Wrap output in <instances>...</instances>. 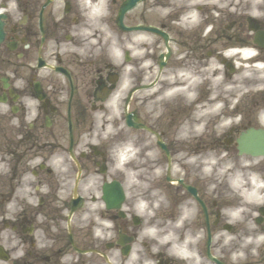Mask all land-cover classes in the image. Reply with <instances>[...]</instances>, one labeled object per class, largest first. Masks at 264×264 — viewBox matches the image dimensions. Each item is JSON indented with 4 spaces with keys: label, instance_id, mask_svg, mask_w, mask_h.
I'll return each instance as SVG.
<instances>
[{
    "label": "flooded vegetation",
    "instance_id": "1",
    "mask_svg": "<svg viewBox=\"0 0 264 264\" xmlns=\"http://www.w3.org/2000/svg\"><path fill=\"white\" fill-rule=\"evenodd\" d=\"M128 2L0 0V264H264V0Z\"/></svg>",
    "mask_w": 264,
    "mask_h": 264
},
{
    "label": "clouds",
    "instance_id": "2",
    "mask_svg": "<svg viewBox=\"0 0 264 264\" xmlns=\"http://www.w3.org/2000/svg\"><path fill=\"white\" fill-rule=\"evenodd\" d=\"M86 6L90 8V11L88 13H86V15H88L90 18H94V17H97V16H100V15H103L104 14L103 13V6L102 5H91V4H87ZM13 7H14V5H13ZM165 11H167V10H165ZM182 19L183 20H188L190 23L195 24V23L198 22V14L196 12H192L188 16L183 17ZM116 55L117 56L120 55L119 51H116ZM259 66L260 67H264V65H259ZM217 107H219V105ZM34 115H35V113H33V116ZM109 131H111V129H109ZM134 155H135V152L133 151V149L131 148V146H128V147L124 148L122 151H120L118 153V157H119L120 164H123L125 161L131 159ZM149 155H151V154H149ZM215 162H216L215 160H212L211 161L212 164H215ZM210 170H211L210 168H205L204 171L205 172H210ZM253 183H255V180H253ZM258 186L264 187V183H262V184H260ZM257 199L259 200L260 198L258 197ZM93 207H95V205ZM140 207L143 208L144 207V204L141 203ZM232 215L234 217H237L238 218L239 217V211L233 212ZM147 234L154 235L155 234V229H148L147 230ZM97 235H100V233L97 232ZM230 239H232V237H229L228 239H226L224 243L227 244ZM260 239L261 240H264V237H260ZM237 255H239V256L242 257L243 256V253L233 254V257H232L233 260H235L237 258Z\"/></svg>",
    "mask_w": 264,
    "mask_h": 264
}]
</instances>
